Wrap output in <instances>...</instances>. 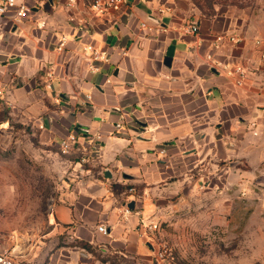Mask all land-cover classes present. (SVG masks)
<instances>
[{"label": "crops", "instance_id": "crops-1", "mask_svg": "<svg viewBox=\"0 0 264 264\" xmlns=\"http://www.w3.org/2000/svg\"><path fill=\"white\" fill-rule=\"evenodd\" d=\"M174 4L129 0L112 24L100 17L81 23L82 14L64 0H44L36 15L20 25L10 15L0 16V30L8 27L20 35H0V88L11 103L2 105L0 114L43 129L57 144L77 133L75 154L88 140L95 141L84 153L87 163L72 166L49 223L50 234L88 242L97 253L63 248L48 264H149L154 232L139 226L138 210L147 213L154 203L151 195L161 196L160 203L166 194H177L185 175L203 160L210 174L215 166L221 174L228 172L217 160L231 166L236 160L264 177V86L250 85L247 67L241 85L215 67V61L236 59L230 44L215 48L214 39H208V32L224 30L225 21L190 17L185 21L196 23L198 34L176 31L173 26L181 18ZM61 35L76 40L58 52ZM84 44L108 52L110 62L100 72L78 61ZM49 70L55 73L51 90L45 87ZM117 123L122 127L117 129ZM119 186L140 191L136 196L118 191ZM126 205L133 213L125 217ZM100 224L107 226V234L97 231ZM38 247L20 250L16 245L14 264H40Z\"/></svg>", "mask_w": 264, "mask_h": 264}, {"label": "rangeland", "instance_id": "rangeland-1", "mask_svg": "<svg viewBox=\"0 0 264 264\" xmlns=\"http://www.w3.org/2000/svg\"><path fill=\"white\" fill-rule=\"evenodd\" d=\"M172 1L181 18L173 26L176 31L187 34L191 21L185 19L190 17L225 21L224 30L208 32V39L231 34L241 41L220 43L219 47L230 44L228 51L236 58L222 63L242 64L248 69L250 85L264 86V0ZM0 35L20 36L8 27ZM85 146H81L83 153L63 154L43 129L7 112L0 114V252L16 245L20 250L37 245L40 264H48L57 250L81 248L62 232L50 234L49 215L72 166L87 163ZM216 162L228 172L221 174L220 166H215L210 174L203 160L185 175L186 182L175 189L177 194H166L160 203L156 200L161 196L151 195L154 203L147 213L138 210L148 223L158 221V228L151 230L154 252L149 264H264V177L244 161L234 160V166L229 161ZM122 187L118 191L136 196L140 191L136 186Z\"/></svg>", "mask_w": 264, "mask_h": 264}, {"label": "built area", "instance_id": "built-area-1", "mask_svg": "<svg viewBox=\"0 0 264 264\" xmlns=\"http://www.w3.org/2000/svg\"><path fill=\"white\" fill-rule=\"evenodd\" d=\"M44 0H0V16H11L13 22L20 25L27 20L33 18L36 15L37 8L41 5ZM67 8L72 10L74 13L82 14L83 17L80 18L81 23L87 22V17H100L106 23L112 24L116 22L117 16L122 12V10L128 6L129 0H64ZM162 11V10H161ZM74 19L73 15L68 17V20L72 21ZM45 22H39L38 27L43 28ZM145 23H142L141 27H146ZM185 28V27H184ZM152 29V28H150ZM185 32L190 35L198 34L199 27L196 23H188L185 28ZM70 40L75 41L76 37H68L67 35H61L58 39L56 51L62 52L66 49L67 44ZM229 41L232 43H238L241 41L240 37H236L231 34H220L217 35L214 40V47L218 48L221 42ZM83 55L79 57L78 61L81 59L88 65L89 71L92 73H98L101 71V66L104 63H109L110 58L107 51H101L97 49L93 44L82 45ZM208 59H212V53L207 55ZM81 58V59H80ZM217 69L222 72L225 76L234 79L235 83L241 85L245 78V70L242 66H230L222 62H216ZM55 73L53 70H49L46 73L45 87L51 90L53 88V79ZM110 82V79L107 80ZM87 99H90V95H87ZM60 98L57 96L55 102L59 103ZM10 102L4 100L2 89L0 88V109L2 105L10 106ZM43 127V125H40ZM122 127V123H117L116 128ZM94 139L88 140L85 149H88L94 144ZM78 143V135L75 132L69 133L66 137L62 138L59 143V148L63 154H70L74 151L75 145ZM133 213L130 206L126 205L123 211V216H128ZM148 221V219H147ZM140 217L139 226L146 231L155 230L158 228V221L151 220L148 223ZM97 231L107 234L108 228L104 224L97 226ZM16 246L9 248L7 250L0 252V264H14V255L17 253Z\"/></svg>", "mask_w": 264, "mask_h": 264}, {"label": "trees", "instance_id": "trees-1", "mask_svg": "<svg viewBox=\"0 0 264 264\" xmlns=\"http://www.w3.org/2000/svg\"><path fill=\"white\" fill-rule=\"evenodd\" d=\"M120 187V186H119ZM118 188V187H117ZM123 188V187H122ZM77 242H79V246L80 247H82V248H85V249H87L89 252H91V253H97L96 251H95V249H94V247L91 245V244H89L88 242H85V241H79V240H77Z\"/></svg>", "mask_w": 264, "mask_h": 264}, {"label": "water", "instance_id": "water-1", "mask_svg": "<svg viewBox=\"0 0 264 264\" xmlns=\"http://www.w3.org/2000/svg\"><path fill=\"white\" fill-rule=\"evenodd\" d=\"M167 60V64H170L171 63V61H172V59L169 57V58H167L166 59ZM108 176H110V174H108V173H106ZM130 206V205H129ZM131 207V206H130Z\"/></svg>", "mask_w": 264, "mask_h": 264}]
</instances>
